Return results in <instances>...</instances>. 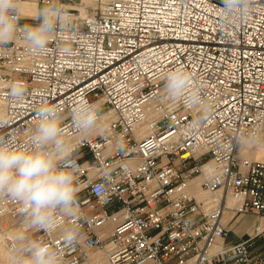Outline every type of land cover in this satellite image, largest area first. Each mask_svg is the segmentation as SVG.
I'll use <instances>...</instances> for the list:
<instances>
[{
	"label": "built area",
	"instance_id": "obj_1",
	"mask_svg": "<svg viewBox=\"0 0 264 264\" xmlns=\"http://www.w3.org/2000/svg\"><path fill=\"white\" fill-rule=\"evenodd\" d=\"M35 2L36 10L49 0ZM72 26L34 52L18 34L0 45V135L26 143L43 102L64 116L78 149L76 246L22 225L20 204L0 196V234L12 254L23 227L59 250V264H264V161L240 156L243 139H264V0L242 21L222 23L219 0H60ZM184 67L212 115L164 92ZM14 84L25 88L20 101ZM100 102L98 131L82 138L72 114ZM122 140L126 151L116 148ZM107 173V192L92 184ZM256 221L234 238L245 216ZM82 217V219H81Z\"/></svg>",
	"mask_w": 264,
	"mask_h": 264
},
{
	"label": "clouds",
	"instance_id": "obj_2",
	"mask_svg": "<svg viewBox=\"0 0 264 264\" xmlns=\"http://www.w3.org/2000/svg\"><path fill=\"white\" fill-rule=\"evenodd\" d=\"M256 0H219V19L228 24L242 21L255 7ZM17 0H0V45H7L19 34L36 52H43L52 37L72 26L67 6L60 0L49 2L31 17L34 23L21 24ZM194 78L189 70L177 67L164 80V92L175 102L188 101L199 109L196 123L212 115V104L201 101L193 88ZM25 95L22 85L14 84L10 97L20 101ZM38 122L26 143L14 142L9 135H0V196L20 204L22 225L28 229L50 234L56 229L58 218L72 222L62 227V242L76 246L82 228L77 221L80 191L78 149L66 138L64 116L57 106L43 101L36 109ZM102 119L100 102H82L72 114L76 131L82 138L98 131ZM6 121L0 119V126ZM116 148L125 152L126 146L118 140ZM107 173L101 183L92 184L98 196L107 192ZM82 219V217H81ZM12 264H59V250L44 237L33 238L22 227L14 235Z\"/></svg>",
	"mask_w": 264,
	"mask_h": 264
},
{
	"label": "crops",
	"instance_id": "obj_3",
	"mask_svg": "<svg viewBox=\"0 0 264 264\" xmlns=\"http://www.w3.org/2000/svg\"><path fill=\"white\" fill-rule=\"evenodd\" d=\"M84 1L93 3L94 0H84ZM21 6H22V8H23V10L25 12H32V11H34V8L36 7V4H34V3L30 4V3H25L24 2V3L21 4ZM39 8L40 7H38V9ZM36 12H37V10H36ZM35 13H33L31 15H34ZM27 15H30V14H27ZM28 20L34 22L33 20H31V17L24 16L23 21L25 23H29ZM239 154H240V156H245V157H249V158H252V159H258V160H263L264 161V145L256 147L252 143L244 140L240 144ZM246 220H250V223H248L246 225V227L243 228L242 224H244V222ZM255 221H256V218L253 215H248V216L243 217L234 227V232H235L234 238H236V236L243 235L251 227V225Z\"/></svg>",
	"mask_w": 264,
	"mask_h": 264
},
{
	"label": "rangeland",
	"instance_id": "obj_4",
	"mask_svg": "<svg viewBox=\"0 0 264 264\" xmlns=\"http://www.w3.org/2000/svg\"><path fill=\"white\" fill-rule=\"evenodd\" d=\"M93 2H95V0ZM28 22L31 23L32 21L28 20ZM246 140L252 143L256 147L264 145V139L257 140V141H253L249 139H246ZM248 223H250V220H246L244 224H242L243 228L246 227ZM0 264H12V254L7 251V248L5 246V243L3 241L1 234H0Z\"/></svg>",
	"mask_w": 264,
	"mask_h": 264
},
{
	"label": "bare ground",
	"instance_id": "obj_5",
	"mask_svg": "<svg viewBox=\"0 0 264 264\" xmlns=\"http://www.w3.org/2000/svg\"><path fill=\"white\" fill-rule=\"evenodd\" d=\"M82 2H83V4H86V5H94L95 4V2H86V1H84V0H81ZM22 3H24V2H22ZM21 3V4H22ZM25 3H34L35 4V2H33V1H31V2H25ZM21 9H22V12L24 13V14H33V13H35L36 12V7L34 8V11H32V12H25L24 10H23V8H22V6H21ZM244 140H246V139H243L242 140V142L244 141ZM247 141V140H246ZM249 142V141H248ZM240 148V147H239ZM238 154H239V150H238ZM240 155V154H239ZM8 251V250H7Z\"/></svg>",
	"mask_w": 264,
	"mask_h": 264
}]
</instances>
